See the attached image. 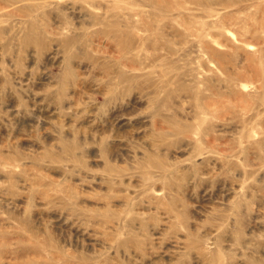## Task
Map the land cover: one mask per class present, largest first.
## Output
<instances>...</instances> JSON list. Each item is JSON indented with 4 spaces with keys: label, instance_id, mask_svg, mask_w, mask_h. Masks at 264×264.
<instances>
[{
    "label": "rangeland",
    "instance_id": "374dc122",
    "mask_svg": "<svg viewBox=\"0 0 264 264\" xmlns=\"http://www.w3.org/2000/svg\"><path fill=\"white\" fill-rule=\"evenodd\" d=\"M0 264H264V0H0Z\"/></svg>",
    "mask_w": 264,
    "mask_h": 264
}]
</instances>
